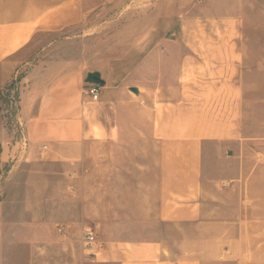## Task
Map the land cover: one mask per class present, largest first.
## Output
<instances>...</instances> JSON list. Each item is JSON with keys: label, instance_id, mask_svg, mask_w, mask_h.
<instances>
[{"label": "crops", "instance_id": "obj_1", "mask_svg": "<svg viewBox=\"0 0 264 264\" xmlns=\"http://www.w3.org/2000/svg\"><path fill=\"white\" fill-rule=\"evenodd\" d=\"M89 1L111 0H0V168L13 146L1 94L33 63L13 171L31 170L46 192L49 178H66L49 217L32 213L19 236L33 247L29 264L37 225L76 248L70 264H264V51L252 73L242 14L201 4L147 27L140 55L111 60L108 80L96 71L105 85L93 103L84 93L93 72L50 70L38 56L49 50L39 38L97 14ZM91 157L102 163L86 171ZM9 257L0 248V264H17Z\"/></svg>", "mask_w": 264, "mask_h": 264}, {"label": "rangeland", "instance_id": "obj_2", "mask_svg": "<svg viewBox=\"0 0 264 264\" xmlns=\"http://www.w3.org/2000/svg\"><path fill=\"white\" fill-rule=\"evenodd\" d=\"M87 3L99 7L96 15L90 16L79 27L49 35V38L38 39L39 46L49 43L48 52L39 48L38 56L47 54L45 56L46 60L49 59L50 70L63 64L71 69L99 71L108 80L111 60L125 57L132 52L135 56L140 55V49L135 47L141 42L142 33L147 27L151 31H157L159 25L199 8L201 4L207 7H229L242 14L246 40L250 46L252 73L258 67L252 58L264 51L259 48L264 45V0H111ZM35 65L24 64L1 94L7 137H11L13 146L20 137V126L17 122L23 121L22 96L29 88L28 76L35 69ZM13 146H9L12 153L10 161L0 168V204L5 203V222L0 224V248L4 250L7 258L14 256L17 264H29L33 258V247L27 245V240L19 239V236H29L26 223L32 218V213L37 214L39 219L49 217L46 202L61 200L66 178L65 174L56 180L49 178V192L44 191L46 181L42 177L33 175L29 169L19 168L13 171V166L18 161L17 155L22 152L21 148L14 150ZM100 163L102 162L94 161L91 157L82 168L91 170ZM50 234L48 228L37 225V264L72 263L77 255L76 248L69 250L62 243L56 246L54 241L43 238Z\"/></svg>", "mask_w": 264, "mask_h": 264}, {"label": "built area", "instance_id": "obj_3", "mask_svg": "<svg viewBox=\"0 0 264 264\" xmlns=\"http://www.w3.org/2000/svg\"><path fill=\"white\" fill-rule=\"evenodd\" d=\"M85 96H87L91 102L93 103H97L100 101L101 98V86L96 85V84H91V83H87V86L85 87ZM19 124V129H20V139L23 142V145L26 144V140H25V127L23 124V121H18L17 122ZM44 149H46V147H44ZM95 241V237L93 236L92 233H89L87 236V244L89 246H92L94 244Z\"/></svg>", "mask_w": 264, "mask_h": 264}, {"label": "water", "instance_id": "obj_4", "mask_svg": "<svg viewBox=\"0 0 264 264\" xmlns=\"http://www.w3.org/2000/svg\"><path fill=\"white\" fill-rule=\"evenodd\" d=\"M87 83L96 84L99 86L105 85V81L101 78V75L98 72L90 73L87 78ZM131 91L136 94L138 93V90L136 88H131ZM0 157H1V146H0Z\"/></svg>", "mask_w": 264, "mask_h": 264}]
</instances>
